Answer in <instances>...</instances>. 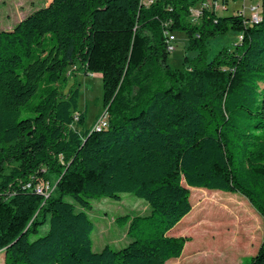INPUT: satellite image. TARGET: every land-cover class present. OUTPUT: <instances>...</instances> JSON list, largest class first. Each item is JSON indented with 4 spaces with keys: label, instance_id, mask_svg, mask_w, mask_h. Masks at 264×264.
<instances>
[{
    "label": "trees",
    "instance_id": "obj_1",
    "mask_svg": "<svg viewBox=\"0 0 264 264\" xmlns=\"http://www.w3.org/2000/svg\"><path fill=\"white\" fill-rule=\"evenodd\" d=\"M230 1L50 0L0 30L4 264H165L190 239L173 227L191 188L249 202L263 235L248 264L263 263L264 0L255 23L215 10ZM173 32L196 50L180 68ZM227 32L242 38L208 60V40ZM68 68L100 74L106 127H84ZM40 181L55 185L47 197ZM122 193L148 211L126 218L125 245L93 251L90 199Z\"/></svg>",
    "mask_w": 264,
    "mask_h": 264
},
{
    "label": "rangeland",
    "instance_id": "obj_2",
    "mask_svg": "<svg viewBox=\"0 0 264 264\" xmlns=\"http://www.w3.org/2000/svg\"><path fill=\"white\" fill-rule=\"evenodd\" d=\"M50 0H0V30H10L19 20L31 11L45 6ZM261 0H237L230 1L227 10L221 15H231L232 13L242 12L245 16H250L252 6L260 9ZM174 39L171 41L173 49L170 51L168 63L173 68H180L183 63L184 55H194L196 50H189L187 37L181 32H173ZM242 38L240 33L227 32L221 36L208 40V60L223 46L232 48ZM68 84L75 83L79 89L78 107L85 114L84 127H93L97 119L106 113L103 89L100 74L87 73L75 68H68ZM74 73V74H73ZM108 118V117H107ZM52 184V183H50ZM54 189V184H52ZM189 200L192 209L174 227L175 235L192 236L197 241L201 235L213 236L214 241L224 246L226 240L238 239L252 243L255 249L251 253L241 255L233 253V247L224 250L230 257L227 262L211 253L210 251H200L194 259L188 258L185 264H248L251 256L255 254L257 244L260 243L263 235V223L259 214L249 204V202L237 193L223 192L215 190L221 194L216 195L214 190L204 188L189 189ZM203 190L211 191L204 195ZM53 191V190H52ZM51 191V192H52ZM51 194V193H50ZM219 199V201L213 199ZM70 200L69 198H66ZM217 201V203H216ZM91 208L87 214L94 223L91 233L92 249L98 251L103 243L108 241L120 242L127 236L126 229L129 222L124 223L126 218L132 215H143L148 211L145 201L131 193H122L120 200H113L107 197H97L90 199ZM122 216H125L121 219ZM123 221V222H122ZM206 226V227H205ZM194 228V229H193ZM172 229V230H173ZM194 230V231H191ZM46 227L42 230L43 233ZM191 231V232H190ZM127 241L131 238L126 237ZM110 242V243H112ZM120 242L119 246L110 244L114 248L125 245ZM200 249H206L205 244L200 245ZM227 251V252H226ZM3 251H0V264L3 263ZM182 255V254H181ZM181 255L178 257L180 258ZM225 259V258H224ZM192 260H194L192 262Z\"/></svg>",
    "mask_w": 264,
    "mask_h": 264
},
{
    "label": "crops",
    "instance_id": "obj_3",
    "mask_svg": "<svg viewBox=\"0 0 264 264\" xmlns=\"http://www.w3.org/2000/svg\"><path fill=\"white\" fill-rule=\"evenodd\" d=\"M191 231H194V230L191 229ZM126 237L127 236H125L124 239L120 242H126L127 243L128 241H127ZM197 239H198V241L195 238L193 239V237L191 236L189 241H187L184 245V249H183L181 257L170 259V260L166 261L165 264H185L186 259H188V258L194 259V257L196 256L195 254H197L200 251H210L211 253H215L216 255H219V257L223 259V262L226 263L230 257L232 258V257L236 256L234 254H233V256H229L228 253H223V251L228 249L229 247H233L232 248L233 253L239 252L241 255H243L245 253H251L255 249L254 247L252 248L253 242L250 241V242L246 243L245 241L238 240L236 238L226 240L224 243V246L220 245L217 241H214L213 236H207L206 234L204 236L201 235L200 237H197ZM110 242H112V241H108L107 243H103L102 247L106 244H109V245L110 244H116L117 246H119V244H120V242H112V243H110ZM201 244H205L206 249H200ZM259 244L260 243L257 244L256 250H257ZM193 261L194 260H192V262Z\"/></svg>",
    "mask_w": 264,
    "mask_h": 264
},
{
    "label": "built area",
    "instance_id": "obj_4",
    "mask_svg": "<svg viewBox=\"0 0 264 264\" xmlns=\"http://www.w3.org/2000/svg\"><path fill=\"white\" fill-rule=\"evenodd\" d=\"M150 2H152V0H143V3L145 5H148ZM214 7H215V10H217L218 12H223V11H226L227 10V7H225L224 5H222L220 2H216L214 4ZM253 10H252V13L250 14V16H245L242 12L238 13L236 12V14H241L245 17H247V22L248 23H255L257 21L260 20V14H261V6H260V9L256 8L254 10L255 7H251ZM198 14V11L197 9H194L193 10V15L196 16ZM174 39V35L173 33H170L168 34V43H169V50L171 51L173 49V46L171 44V41H173ZM107 115L106 113H104L103 115H101L95 125L92 127V129L94 130H99L101 128H104L107 126ZM31 185L30 184H27V187H30ZM34 189L37 193H40L42 194L43 196L47 197L48 195H50L51 191L53 190V186L52 184H50V182H45V181H40L38 183H36L34 186Z\"/></svg>",
    "mask_w": 264,
    "mask_h": 264
},
{
    "label": "water",
    "instance_id": "obj_5",
    "mask_svg": "<svg viewBox=\"0 0 264 264\" xmlns=\"http://www.w3.org/2000/svg\"><path fill=\"white\" fill-rule=\"evenodd\" d=\"M262 264H264V261H263V263Z\"/></svg>",
    "mask_w": 264,
    "mask_h": 264
}]
</instances>
